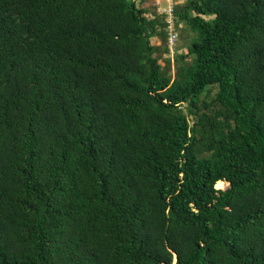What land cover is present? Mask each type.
Returning <instances> with one entry per match:
<instances>
[{
    "label": "trees",
    "instance_id": "obj_1",
    "mask_svg": "<svg viewBox=\"0 0 264 264\" xmlns=\"http://www.w3.org/2000/svg\"><path fill=\"white\" fill-rule=\"evenodd\" d=\"M173 20L172 78L155 0H0V264H264V0Z\"/></svg>",
    "mask_w": 264,
    "mask_h": 264
},
{
    "label": "rangeland",
    "instance_id": "obj_2",
    "mask_svg": "<svg viewBox=\"0 0 264 264\" xmlns=\"http://www.w3.org/2000/svg\"><path fill=\"white\" fill-rule=\"evenodd\" d=\"M149 1V0H148ZM174 3L177 2L178 4H183L185 0H172ZM156 4V2H155ZM169 5V2L167 0H157V12L161 13L163 9H166L167 6ZM153 8L150 7L149 10ZM152 13V12H150ZM178 37L175 42V44L172 46V49L170 53L166 54L163 51V45L161 41L158 38H152L151 43L154 45H159V52L156 54L159 58V63L164 68L167 70L170 74V76L175 75L177 69L180 67V65L184 64V62H189L191 57H185V59L182 61L177 60L179 59L178 56L181 55H186L187 53V46L189 45L191 39L195 38V35L191 32H188V30L184 27V25H179L178 29L176 30ZM197 39V38H196ZM169 48V47H168ZM217 88L215 86H210L208 87L203 94H201L198 99V107L200 108L199 111L200 113L205 112L207 114L211 113L214 111L217 106L215 102L213 101L215 98ZM207 104V107L203 108V105ZM182 108L185 110V106H182ZM186 112V111H185ZM190 123H193V119L189 117ZM200 127H197V131L199 130ZM198 135V133H197Z\"/></svg>",
    "mask_w": 264,
    "mask_h": 264
},
{
    "label": "built area",
    "instance_id": "obj_3",
    "mask_svg": "<svg viewBox=\"0 0 264 264\" xmlns=\"http://www.w3.org/2000/svg\"><path fill=\"white\" fill-rule=\"evenodd\" d=\"M169 5L166 9H163L161 13L165 14L166 16V23H167V45L169 49H172V46L175 44L178 34L175 29V23L173 20V5L174 2L172 0H167ZM157 4V0H155Z\"/></svg>",
    "mask_w": 264,
    "mask_h": 264
}]
</instances>
